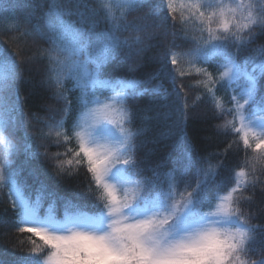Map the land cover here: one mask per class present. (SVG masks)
Segmentation results:
<instances>
[{
	"label": "snow or ice",
	"instance_id": "1",
	"mask_svg": "<svg viewBox=\"0 0 264 264\" xmlns=\"http://www.w3.org/2000/svg\"><path fill=\"white\" fill-rule=\"evenodd\" d=\"M143 7V0H98L94 4L88 0H37L29 12L28 23H36L23 34L34 43L48 44L41 50L48 64L47 84L55 90L53 98L63 105L48 117L47 135L54 133L57 144L63 137L65 144L75 140L77 146L67 149L73 159L57 160L55 174L59 179L83 166L87 174L83 195L63 196L45 171L30 167L28 176L22 177L24 169L14 166V157L21 148L27 153L25 164L42 155L47 157V153L30 150L29 120L18 87L23 73L20 64L7 51L0 50V191L8 190L17 230L42 241L36 244L33 240L29 255L18 264H264V242L258 248L253 246L256 234L264 235V224H254L253 217L241 210V201L251 199L244 193L255 189L256 164H264V155L254 158L250 181L241 179L245 176L241 170L227 194L217 195L225 187L219 171L225 165L222 159L212 165L192 146L187 136L185 101L168 125L172 131L161 134L178 135L182 142L171 171L161 172L165 166L162 164L150 166L147 157L152 150L144 153L145 159L137 160L149 142L140 138L151 124L145 121L151 105L157 102L156 94L170 95L162 85H147L166 78L183 91L177 84L181 63L202 74L206 86L218 84L225 92L244 80V85L231 95V111L239 118L240 126H230L236 133H243L246 148L252 147L246 129L259 127L264 131V120L252 122L245 112L257 102L258 81L264 79V46L258 49L261 62L251 72L248 65L254 63L253 59L241 57L254 42L255 28L264 32V0L247 5L195 0L183 5L191 11L192 27L198 30V36L187 41L191 44L187 51L177 52L173 49L182 45H169L156 58L160 68L145 80L132 76L134 69L123 77L101 79L103 66L119 60L122 49H128L129 54L134 50L137 56L145 51L141 45L149 37L137 35L131 41L121 38L123 32H147L149 25L128 19ZM153 7L160 10L159 15L150 12L138 20L152 19L153 27L163 29L167 35L168 28L174 27L169 23L170 17L175 20L173 0H154ZM37 11L40 16H36ZM100 24L105 25L103 31L97 30ZM100 45L103 54L97 55ZM127 58L126 55L124 59ZM203 65L214 66L219 75L214 78ZM184 74L181 70L180 75ZM66 82H75L74 88ZM75 90L81 93L77 97L81 112L68 130L65 121L72 107L69 93ZM98 90L113 93L106 97L111 102L96 97ZM5 92L10 93V103L3 98ZM145 95L153 99L140 108L137 98ZM259 102L264 104V96ZM142 116L145 120L140 119ZM135 123L142 127L133 130ZM17 128L24 132L19 146L13 140ZM159 139L150 142L158 144ZM261 149L264 136L257 140L254 151ZM73 161L74 168L66 170L65 163L73 165ZM213 203L214 210L205 211ZM58 209H62V215ZM251 255L259 259L251 260Z\"/></svg>",
	"mask_w": 264,
	"mask_h": 264
},
{
	"label": "trees",
	"instance_id": "2",
	"mask_svg": "<svg viewBox=\"0 0 264 264\" xmlns=\"http://www.w3.org/2000/svg\"><path fill=\"white\" fill-rule=\"evenodd\" d=\"M37 0H0V50L7 51L19 64L23 73V81L18 84L19 93L24 102V112L29 120V136L31 141V151L39 150L40 153H47V157L40 156L38 159H33L25 164L28 159L27 153L21 151L14 157L15 165L20 166L24 170L21 173L22 177L28 176L30 167H37L45 171L57 187V191L63 196L71 197L74 193L83 195L86 189L85 176L86 171L83 166L78 172H73L72 175L65 174L61 178H57L55 174V164L57 160L73 159V153L68 152V148L76 149V142L72 140L67 144L64 143L63 137L60 138L59 144L54 134L48 136V129L45 127L50 123L48 117L55 110L60 109L63 105L53 98L54 89L48 87L47 84V60L42 56L41 50L48 48V44L43 41L33 42L32 38L25 36L23 33L32 30L36 21L28 23L29 12L32 5ZM90 4L98 2V0H88ZM245 4H258L260 0H245ZM144 7L140 12L133 13L128 17L130 22L145 23L149 25L147 32L121 33L122 39L130 41L137 35L149 37L141 47L145 48L139 56L133 50L129 54L128 49H122L120 59L109 61L102 68L101 79H112L115 77H123L129 74V69H134L131 73L137 80H145L151 73H154L160 68V63L156 59L163 51L171 44L182 45V47L174 48V51H187L191 44L187 41L194 36H198V30L192 27V23L188 21L181 13L175 12L172 15L175 20L169 18L170 25L165 35L163 29L153 27L154 21L147 19L144 21L138 20V17H144L152 12L154 15H159L160 10L154 8V0H143ZM46 10V9H45ZM253 14H257V10L253 8ZM39 11L36 16H40ZM74 19V18H73ZM185 21L188 23L185 24ZM104 24L98 26V31H103ZM246 34V33H245ZM264 46V32L259 27L255 28L254 42L249 45V50L242 53V59L251 57L254 63L248 65V70L251 72L255 65L261 62V53L258 49ZM97 55H102V45L98 47ZM127 59H124L125 56ZM121 61H123L121 63ZM89 69L92 65L88 66ZM171 67V64H169ZM196 67H201L197 65ZM202 67H205L202 66ZM211 67V66H207ZM184 71V75H180V71ZM205 78L195 71L187 63H181L177 68V84L182 86L183 91L174 86L168 79L153 81L148 87L162 85L170 95L163 93L156 94L157 102L151 105L152 111L147 113V121H151L148 125L146 134L140 139L149 141L145 147L140 150L137 160L145 159L144 153L151 154L147 159L151 162V167H156L158 164L165 165L160 169L161 172H169L172 168V160L180 154L181 140L178 135H161L172 131L168 125L176 119L177 110L185 101L187 102L188 120H187V136L191 141L192 146L201 157H207L212 165H216L218 159H222L224 167L220 169V178L225 182V187L222 192L217 195H225L235 185V175L243 170L246 177L244 181H250L253 177L252 163L254 158L264 155V149L254 151L255 143L250 142L251 148H246L243 144V138L239 133H236L234 128L230 126L235 119L233 103L231 95L233 88L228 92L219 89V85H212V91L209 92V87L204 83ZM236 84L243 86L244 80L241 79ZM236 84L234 86H236ZM68 86V85H67ZM175 89V90H174ZM5 100L8 99L10 93L2 94ZM81 95L80 91L69 93V98L72 100V107L69 118L65 121V127L71 130L73 122L78 118L81 109L78 106L77 97ZM264 96V79L258 81L257 92L255 95L256 103L251 105L248 114H253L258 111H264V104H261L260 97ZM138 106L144 108L148 106V101L153 99L149 96H140ZM132 107V105H129ZM156 119H153V118ZM59 119V116H57ZM145 120V117H141ZM229 124L228 127L225 125ZM237 127V124H235ZM140 123H135L133 130L141 128ZM159 137V143L153 144L154 138ZM14 143L18 146L23 143L24 132L22 128H17ZM57 153L61 155L57 157ZM75 166L65 163L66 170L72 169ZM264 164H256L255 177L256 187L252 191H246L244 195L250 197L249 201H241V210L253 217L252 222L256 225L264 224ZM147 174V173H146ZM231 178V183L229 179ZM31 184V178L28 179ZM7 189L0 191V264H18V261L29 255V250L33 247L32 241L36 244H42V241L32 236L30 233H20L17 230L15 223V213L11 207V202L7 197ZM238 195V193L236 194ZM211 209L205 208V211ZM62 215V209H58ZM264 242V235L259 233L255 236L253 246L258 248ZM245 259H249L246 257ZM251 260L259 259L258 255H251Z\"/></svg>",
	"mask_w": 264,
	"mask_h": 264
},
{
	"label": "rangeland",
	"instance_id": "3",
	"mask_svg": "<svg viewBox=\"0 0 264 264\" xmlns=\"http://www.w3.org/2000/svg\"><path fill=\"white\" fill-rule=\"evenodd\" d=\"M190 2H195V0H173V6L174 8L176 9L175 12H179L181 13L188 21H190L192 23V20H191V11L186 8V7H183V5H186ZM225 3H228V4H232V3H242V4H245V0H224ZM246 5V4H245ZM174 12V13H175ZM213 28H215L217 25L216 23H213ZM207 32L205 31L204 32V36L207 37ZM222 62V61H221ZM201 66V65H200ZM204 66V65H203ZM208 65H205V67L208 69V71L210 73H212L213 77H217L219 74L217 73L216 71V68L214 66H211L210 68L207 67ZM202 78L204 77L202 74H201ZM205 78V77H204ZM206 80V78H205ZM205 80H204V83H205ZM68 87H73L75 86V82H66ZM244 85V84H243ZM209 88H214L212 86H210V84L207 85ZM214 86V85H213ZM239 87H242V86H239L238 84H236V86H233V92L232 94L234 93V89L235 88H239ZM75 91H79V90H75ZM113 95V93L111 92H107V91H96L95 93V96L98 97L100 100L102 101H105V102H111L110 100H106V97H109ZM241 103H243V101L241 100L240 101ZM248 106H246L247 108ZM233 108H234V104H233ZM80 115V114H79ZM234 116H235V113H234ZM245 116L248 117V120L252 121V122H259L260 120H264V111H258V112H255L253 114H248V111L245 112ZM79 117V116H78ZM248 120H246L245 122L248 123ZM233 123L237 124V127L240 126V121H239V118L238 117H235L234 120H232ZM250 132V135H249V142H254L256 143L257 140L261 137V136H264V131H261V129L259 127H252V128H249V129H246ZM54 134V133H53ZM241 135V137H243V133H239ZM55 135V134H54ZM245 177H242L241 179L242 180H245ZM226 195V194H225ZM235 195V194H234ZM215 208V203H213V206L211 208V210H214ZM210 210V211H211Z\"/></svg>",
	"mask_w": 264,
	"mask_h": 264
}]
</instances>
